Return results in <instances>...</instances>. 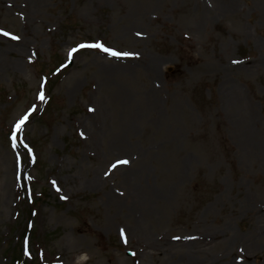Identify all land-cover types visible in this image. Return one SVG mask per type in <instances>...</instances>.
Instances as JSON below:
<instances>
[{"label": "rangeland", "instance_id": "1", "mask_svg": "<svg viewBox=\"0 0 264 264\" xmlns=\"http://www.w3.org/2000/svg\"><path fill=\"white\" fill-rule=\"evenodd\" d=\"M16 253L264 264V0H0V264Z\"/></svg>", "mask_w": 264, "mask_h": 264}, {"label": "snow or ice", "instance_id": "2", "mask_svg": "<svg viewBox=\"0 0 264 264\" xmlns=\"http://www.w3.org/2000/svg\"><path fill=\"white\" fill-rule=\"evenodd\" d=\"M5 35H7V33H5ZM14 39L16 37H13ZM80 47H85V45H81ZM88 47H96V48H100L101 50L105 51V52H108L110 55H113V56H119L121 55L120 53H117V52H114L110 49H107V48H104L103 45H100V44H95V45H88ZM73 52L76 51V49H73L72 50ZM69 55L71 56V52L69 53ZM126 55V54H125ZM40 99L42 100L43 99V95L40 96ZM24 119H27V117H25ZM24 123V120H21L19 124H17V129L19 130V127L21 124ZM122 163H127V161H122ZM113 167H115V165H113Z\"/></svg>", "mask_w": 264, "mask_h": 264}, {"label": "bare ground", "instance_id": "3", "mask_svg": "<svg viewBox=\"0 0 264 264\" xmlns=\"http://www.w3.org/2000/svg\"><path fill=\"white\" fill-rule=\"evenodd\" d=\"M97 182H98V179H95L94 182H93V186H94V187L97 186Z\"/></svg>", "mask_w": 264, "mask_h": 264}]
</instances>
